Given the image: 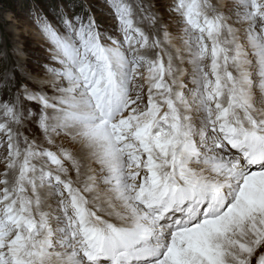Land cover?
I'll return each mask as SVG.
<instances>
[{"label":"snow or ice","instance_id":"1","mask_svg":"<svg viewBox=\"0 0 264 264\" xmlns=\"http://www.w3.org/2000/svg\"><path fill=\"white\" fill-rule=\"evenodd\" d=\"M28 15L44 62L0 37V264H264V0Z\"/></svg>","mask_w":264,"mask_h":264},{"label":"rangeland","instance_id":"2","mask_svg":"<svg viewBox=\"0 0 264 264\" xmlns=\"http://www.w3.org/2000/svg\"><path fill=\"white\" fill-rule=\"evenodd\" d=\"M91 2L99 5L101 0ZM57 3L59 0H0V37L8 40L9 46L15 44L23 51L24 55L20 59L28 67H33L37 62H44L48 47L29 19V11L36 8L48 13ZM12 18L19 22V31H13L16 25L12 24Z\"/></svg>","mask_w":264,"mask_h":264},{"label":"bare ground","instance_id":"3","mask_svg":"<svg viewBox=\"0 0 264 264\" xmlns=\"http://www.w3.org/2000/svg\"><path fill=\"white\" fill-rule=\"evenodd\" d=\"M25 60V59H24Z\"/></svg>","mask_w":264,"mask_h":264}]
</instances>
